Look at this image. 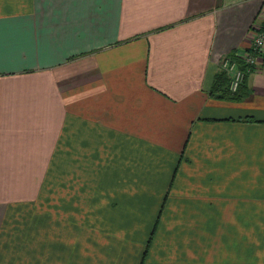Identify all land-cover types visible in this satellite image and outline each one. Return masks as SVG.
I'll return each instance as SVG.
<instances>
[{"label":"crops","instance_id":"crops-1","mask_svg":"<svg viewBox=\"0 0 264 264\" xmlns=\"http://www.w3.org/2000/svg\"><path fill=\"white\" fill-rule=\"evenodd\" d=\"M258 33L262 0H0V264H262L264 51L214 91Z\"/></svg>","mask_w":264,"mask_h":264},{"label":"built area","instance_id":"built-area-1","mask_svg":"<svg viewBox=\"0 0 264 264\" xmlns=\"http://www.w3.org/2000/svg\"><path fill=\"white\" fill-rule=\"evenodd\" d=\"M264 3V0H262ZM264 51V33L255 35L250 50L242 54L239 58H225L220 65V69L229 78V90L235 93L243 81L245 72L251 71L256 65L257 54ZM240 62V63H239Z\"/></svg>","mask_w":264,"mask_h":264},{"label":"rangeland","instance_id":"rangeland-1","mask_svg":"<svg viewBox=\"0 0 264 264\" xmlns=\"http://www.w3.org/2000/svg\"><path fill=\"white\" fill-rule=\"evenodd\" d=\"M157 233L158 232L156 231V234ZM160 237H161V235H160ZM118 239L124 240L126 243L124 252H118L117 254L112 253V254H108V255H106V253L104 252L102 254V258L107 259L108 261H104L103 263H96V264H137V262L139 261V257H140L139 254L141 252L142 245H140L139 242L134 241V243L138 244V246L129 247L130 241L128 238L122 239V236H120ZM153 240L156 241V237ZM168 241L169 240H167V239H164V241H163V237H162V242H163V246L161 245L162 246V252H161L160 245L156 248V250H151V254L149 253V257H148L147 262L145 264H163L161 257L163 255H165L163 252H165L166 245H167ZM144 246H145V243H144ZM98 255H99V253L98 254L96 253L93 256H89V257H87V260L95 261V260H97ZM262 258L264 259V248H263V252H262ZM220 264H222V263H220ZM262 264H264V262H262Z\"/></svg>","mask_w":264,"mask_h":264},{"label":"trees","instance_id":"trees-1","mask_svg":"<svg viewBox=\"0 0 264 264\" xmlns=\"http://www.w3.org/2000/svg\"><path fill=\"white\" fill-rule=\"evenodd\" d=\"M228 80H229L228 79V76L224 72H221L217 76V78L215 79V88H214V91H215V93L217 92V97L224 98V97H227L229 95H231L235 99L238 98V97H241V96H239V93L238 92L230 94L228 92V88L227 87L226 88L219 89L220 86H222L225 83H228ZM153 233H154V231L151 232V238L153 236ZM145 254H146V251H145ZM141 264H143V263L141 262Z\"/></svg>","mask_w":264,"mask_h":264}]
</instances>
